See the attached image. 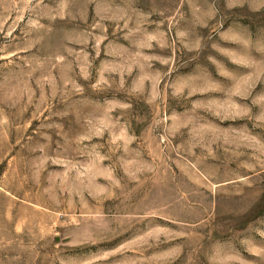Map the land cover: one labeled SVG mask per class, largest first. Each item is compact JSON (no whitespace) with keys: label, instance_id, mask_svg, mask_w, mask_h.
Masks as SVG:
<instances>
[{"label":"rangeland","instance_id":"obj_1","mask_svg":"<svg viewBox=\"0 0 264 264\" xmlns=\"http://www.w3.org/2000/svg\"><path fill=\"white\" fill-rule=\"evenodd\" d=\"M0 264H264V0H0Z\"/></svg>","mask_w":264,"mask_h":264}]
</instances>
